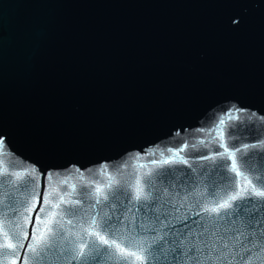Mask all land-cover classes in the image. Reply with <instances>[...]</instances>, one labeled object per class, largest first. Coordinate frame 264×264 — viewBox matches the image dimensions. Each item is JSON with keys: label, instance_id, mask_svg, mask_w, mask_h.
<instances>
[{"label": "water", "instance_id": "1", "mask_svg": "<svg viewBox=\"0 0 264 264\" xmlns=\"http://www.w3.org/2000/svg\"><path fill=\"white\" fill-rule=\"evenodd\" d=\"M235 108L264 115V0H0V163L31 170L41 193L40 173L73 162L106 183L110 161L123 183L181 141L200 148L182 155L222 151L201 147L199 130ZM10 255L0 248V264Z\"/></svg>", "mask_w": 264, "mask_h": 264}, {"label": "snow or ice", "instance_id": "2", "mask_svg": "<svg viewBox=\"0 0 264 264\" xmlns=\"http://www.w3.org/2000/svg\"><path fill=\"white\" fill-rule=\"evenodd\" d=\"M244 111L224 109L227 120L213 116L207 130H199L210 137L199 139L201 147L215 144L222 151L182 155L200 148L181 141L165 147L132 182L114 179L110 161H101L97 173L107 174L106 183L88 182V169L73 162L40 173L41 193L31 170L15 160L0 163V248L11 253L8 264H260L264 115L257 124L241 120ZM225 124L231 146L219 127ZM5 139L0 135V148ZM190 160L210 163L195 168ZM73 167L78 183L70 182ZM61 171L69 173L67 178L50 185L53 172ZM201 190V197L190 200Z\"/></svg>", "mask_w": 264, "mask_h": 264}]
</instances>
